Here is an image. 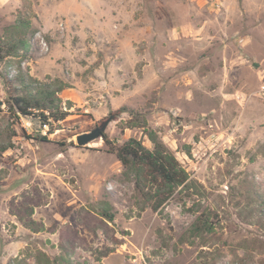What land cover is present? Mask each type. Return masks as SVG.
Returning <instances> with one entry per match:
<instances>
[{"label":"rangeland","instance_id":"374dc122","mask_svg":"<svg viewBox=\"0 0 264 264\" xmlns=\"http://www.w3.org/2000/svg\"><path fill=\"white\" fill-rule=\"evenodd\" d=\"M29 76L64 120L8 110ZM107 119L116 145L156 130L189 187L153 211L103 136L77 144ZM48 260L264 264V0H0V264Z\"/></svg>","mask_w":264,"mask_h":264},{"label":"trees","instance_id":"16d2710c","mask_svg":"<svg viewBox=\"0 0 264 264\" xmlns=\"http://www.w3.org/2000/svg\"><path fill=\"white\" fill-rule=\"evenodd\" d=\"M29 77L39 84L35 90L29 92L20 90L15 83L18 79L7 81L8 110L16 116L38 117L44 125L50 123V120L56 122L64 120L69 112L60 106L62 99L59 93L63 86L59 85L54 89L49 83L40 82L33 76ZM145 133L152 147L146 146L142 140L135 137L129 138L121 145L114 144L106 134H103V139L108 150L115 154L126 171L132 174L136 189L145 197L151 209L157 212L173 196L177 188L189 187L190 180L188 172L158 132L146 129ZM41 137L46 139V136ZM8 147L11 146H3L2 151H6ZM104 215L109 220H114V214L110 211H105ZM199 222L204 227L209 224L202 216ZM46 264L52 263L48 260Z\"/></svg>","mask_w":264,"mask_h":264},{"label":"water","instance_id":"95a60500","mask_svg":"<svg viewBox=\"0 0 264 264\" xmlns=\"http://www.w3.org/2000/svg\"><path fill=\"white\" fill-rule=\"evenodd\" d=\"M39 120H40L39 118H35L34 122L37 124ZM109 122H110V119H107L102 124L97 125L92 130L77 135V138H76L77 144L79 146H84L87 143H89V142H91L97 138L102 137L107 126H108V124H109ZM37 129H38V126H37Z\"/></svg>","mask_w":264,"mask_h":264}]
</instances>
